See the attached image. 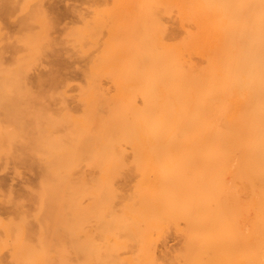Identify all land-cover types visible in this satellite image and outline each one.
I'll list each match as a JSON object with an SVG mask.
<instances>
[{"label":"bare ground","instance_id":"bare-ground-1","mask_svg":"<svg viewBox=\"0 0 264 264\" xmlns=\"http://www.w3.org/2000/svg\"><path fill=\"white\" fill-rule=\"evenodd\" d=\"M92 1L88 12L72 11L78 24L59 31L52 22L56 10L50 18L53 9L45 0L22 1L18 45L0 24V60L5 50L23 53L15 68L0 69L2 96L3 90H15L17 97L22 96L18 90H31L25 62L51 57L56 63L63 48L90 57L85 81L77 87L79 112L53 96L61 98L59 105L65 100L61 110L25 107V113L10 114V119L0 115V158L37 162L34 181L42 190H55L52 198L65 188H86L83 166L95 164L98 174L89 177L91 184L111 188L108 196L122 186L129 198L121 191L122 197L106 200V189V195L100 193L105 201L100 198L105 203L121 198L126 214L110 210V219L105 209L111 206L103 207L94 186L93 207L90 198L88 206L78 200L87 207L72 202L77 204L62 210L46 198L35 210L20 204L19 219L3 218L9 223L0 241L8 245L6 237H19L21 242L9 247L13 253L16 245L11 263L3 259L0 264H86L92 250L107 256L97 240L110 234L108 251L129 248L128 257L127 250L118 252L126 264H264V0ZM16 2L0 0V11H12ZM54 71L47 77L50 86L67 89L71 83ZM122 170L135 171V183L134 176L121 177ZM103 210L108 229L88 224L92 229L84 230V218L99 217ZM91 230L104 237L96 234V239ZM172 230L181 236L178 250L167 248Z\"/></svg>","mask_w":264,"mask_h":264},{"label":"rangeland","instance_id":"rangeland-1","mask_svg":"<svg viewBox=\"0 0 264 264\" xmlns=\"http://www.w3.org/2000/svg\"><path fill=\"white\" fill-rule=\"evenodd\" d=\"M16 1V0H15ZM22 1H24V0H17V2L16 3H12L11 5H10V7H11V10L12 11H9V12H7V13H5V14H3L1 11H0V24H1V28H2V30H4L5 32H4V34L6 35V36H10L11 38L9 39V41L11 42H15L16 43V45H18L17 44V40H15V37H16V35L18 34V32H20V27H21V25H20V20H22V18L21 17H24L23 16V12H19L20 10L18 9L19 7V4L22 2ZM91 1V2H90ZM112 2V1H111ZM92 3H93V1L92 0H45V3L44 4H46L45 6L48 8L49 7V11H51L52 9V11H53V13H52V11H51V13H52V15H50L49 14V16H50V18H53V19H55V15L58 17V18H56L55 19V21L53 20V19H51V20H53L52 22L56 25V26H59V27H56V28H58V30L56 29V28H54L53 30H55V33H53V35H58V33H57V31H59V30H62L63 29V26L65 27L66 25V27H68L69 25H72L73 26V24H78V20L76 21V17H75V15L74 14H72V11H73V13H74V10L77 8L78 9V7L80 8V9H82V10H84V12H85V10H86V12H88V6H90L89 4H91L92 5ZM13 5V6H12ZM14 5H16V6H14ZM16 7V8H15ZM18 7V8H17ZM52 7V8H51ZM76 7V8H75ZM14 8V9H13ZM75 8V9H74ZM13 10H15V11H13ZM56 10V11H55ZM71 10V11H70ZM54 11H55V13H54ZM59 12V14H62V15H57V13ZM19 12V13H18ZM2 13V14H1ZM21 13V14H20ZM9 14V15H8ZM16 14H17V16H16ZM53 14H55V15H53ZM15 17H14V16ZM174 16V18L173 19H175V14H173ZM61 16V17H60ZM12 17V18H11ZM63 17V18H62ZM75 17V18H74ZM170 16H166V19L168 20V18H169ZM59 18H61V19H59ZM171 20H173L172 19V16H171V18H170ZM168 20V21H170V22H172L171 20ZM177 19V18H176ZM176 19L173 21V22H175L176 21ZM59 20V22L61 23V24H59V22H57ZM61 20V21H60ZM56 22V23H55ZM3 23V24H2ZM58 23V24H57ZM59 28H61V29H59ZM57 30V31H56ZM13 32H14V34H13ZM6 33H8V34H6ZM57 33V34H56ZM0 42H1V40H0ZM6 42V41H5ZM3 44H4V41L2 42V44L0 43V47L1 46H3ZM6 44V43H5ZM66 49V48H65ZM64 48H63V52L61 51L60 53V57H57L58 58V60H57V62L55 63V62H53V61H50V59H51V57H46V58H44V59H42L41 61H37V62H35V63H27V62H25V67L29 70H25L26 72H27V75H26V72H25V78H27V81H28V83H31L30 84V88H31V90H29L28 92H26V94H25V92L24 91H26L24 88H22L23 90H18L19 92H22V94L21 93H19L18 92V94H20V95H22V96H19V97H17L18 95H17V92H15V90H10L11 91V93H9V91H8V93H7V91L6 90H3L2 91V93H6V95L4 94L3 96H2V94L0 93V96H1V98L2 97H4V98H2L3 100H1V98H0V101H3V102H5V103H3V102H1V104H3V105H5V106H3L2 105V107L0 106V115L2 116V115H4V116H2L3 117V119H5V116H8L9 117V115L10 114H12V116H16V115H21V113H25L27 110H32V111H40V112H44V113H46V111H47V113H49L50 112V109H52V108H57V109H60L61 110V106L63 107V105H64V101L66 102V105L72 110V111H80L81 109H80V106H79V101L77 100V95H78V89H77V87H78V85L79 84H81L82 82H84L85 81V77H84V74H83V71H84V73H85V70L87 69L86 67H87V65H88V60H89V55H87V56H85V55H79V54H77V53H75V51L73 50L72 51V49H66L65 50ZM22 53V51H20V52H17V55H15V54H12L11 52H9V51H7V50H5V52H3V57L1 58V60H0V64L2 65L1 67H0V69L2 68V67H5V69H7L9 66H11L10 68H12V65H13V68H15V65H16V61L18 60V59H20V57H22V56H20L19 54H21ZM23 54V53H22ZM21 54V55H22ZM79 55V56H78ZM85 56V57H84ZM16 57H17V59H16ZM86 57H88V58H86ZM61 58V59H60ZM6 59V60H5ZM88 59V60H87ZM22 61H23V59H22ZM25 61V60H24ZM40 62V63H39ZM28 65V66H27ZM17 66V65H16ZM51 69H53V70H55L54 71V73H55V76L59 79V80H65L66 82H68V83H71L70 84V86H68V88L67 89H65V90H63V87H58V88H60V89H58L57 87H55V88H57V89H55L54 87H52V86H50V83H49V79H47V77H48V74H49V72H50V70ZM48 71V72H47ZM46 72V73H45ZM47 75V76H46ZM40 76H42L43 77V81L41 82V83H39V82H37L38 81V77L40 78ZM30 79V80H29ZM45 79V80H44ZM71 81V82H70ZM45 84V85H44ZM60 85V84H59ZM77 85V86H76ZM60 86H62V84L60 85ZM73 87V88H72ZM37 88V89H36ZM54 88V89H53ZM51 89V90H50ZM72 89V90H71ZM16 90V91H17ZM76 90H77V92H76ZM14 91V92H13ZM64 91H65V93H64ZM68 93H67V92ZM1 92V91H0ZM47 92V93H46ZM51 93V94H50ZM31 94V95H30ZM56 94V95H55ZM67 94V95H66ZM33 95V96H32ZM35 95V96H34ZM37 96V97H36ZM50 96H51V98H50ZM53 96H55L56 98H58V97H62V98H65V100L63 101V105H59L58 104V102L61 100V98L60 99H56L55 97H53ZM9 97V98H8ZM14 97V98H13ZM27 97V98H26ZM30 97V98H29ZM34 97V98H33ZM11 98V99H10ZM32 98V99H31ZM53 98V99H52ZM55 98V99H54ZM18 99V100H17ZM43 99H44V101H43ZM73 100V101H72ZM25 101V102H24ZM30 101V102H29ZM39 101V102H38ZM53 102V103H52ZM61 102H62V100H61ZM7 103L9 104V105H7ZM76 103V104H75ZM0 104V105H1ZM10 104H14L13 105V107H14V112L15 113H17V114H15L14 112H13V107H12V105H10ZM15 104L16 105H18L17 107L15 106ZM21 105H23V106H21ZM30 105H32V107L30 106ZM33 105H36V106H33ZM58 105V106H57ZM21 106V107H20ZM59 106H60V108H59ZM8 108L9 107V109H6L7 111L9 110V113L7 114L6 113V110H4L5 108ZM26 107V109H24ZM30 107V108H29ZM33 107H36V109H34ZM39 107V108H38ZM4 108V109H3ZM21 108H23L24 110H26V111H23V109H21ZM29 108V109H28ZM32 108V109H31ZM79 108V109H78ZM16 109H17V111L18 110H20V112L18 111H16ZM48 110H49V112H48ZM22 111V112H21ZM53 111H56L55 109L53 110ZM12 112V113H11ZM51 112H52V110H51ZM20 113V114H19ZM6 114V115H5ZM15 114V115H14ZM12 116H10V117H12ZM10 117L8 118V119H10ZM7 118V117H6ZM13 118V117H12ZM31 122V120H28V122ZM29 122V123H30ZM32 123V122H31ZM33 124V123H32ZM31 125V124H30ZM3 158V157H2ZM2 158H0V161L1 160H3V161H1L0 162V216L2 217V218H0V225L3 227V226H5V229H3L2 227H0V233H2V232H4V231H6L7 232V229H6V225H4L6 222L7 223H9L8 221H6L5 222V220H6V218L7 219H9V220H12V218L13 217H15V216H17L18 217V215L19 214H17V208L19 209V207L20 206H23V208L25 207V208H28V209H34L35 210V207L36 206H38V203H40V205L42 204V200L40 201L39 199H43V198H46V199H49L50 201H48V204H50V203H52V204H50L51 206H53V205H60L61 206V204H62V206L60 207V206H56V207H54V208H57L56 210H58V209H67V208H71V207H73V205L75 206L77 203H75V204H73L74 202H78V200H80V199H83V201L82 200H80V201H82L83 202V204L85 203H87L88 201H89V198L91 199V201H92V199L94 198V196L95 197H97V199L99 200V198H100V196H101V198L103 199V197L106 195V193H105V191L107 190L108 192H107V196H108V193H110L109 191H111L110 189L108 190V188H104V187H101V188H97L96 189V187H95V185H92L93 183H92V181H90V179L91 178H95L97 175H95V173H97L98 174V168L97 167H95L94 165H93V167L91 168L90 166H88V167H86L87 166V164H88V162H86L87 164L86 165H84L83 167V169L87 172V175H88V183H86L85 185L87 186V184H88V186L85 188V187H83V188H81V187H75V189L73 190L72 188H65V189H63V188H61L62 190H65L64 191V194L62 195V193L61 192H59V194L61 193V195H56L55 196V198H52L53 196H54V194L56 193H54L53 194V192L55 191V190H53L52 188L50 189V188H48V190H46V188L44 189V190H46L47 192H43L44 190H42L43 188H40V184H38L36 181H34L35 180V178H36V176H35V172H34V170L36 169V166L35 165H37V164H35V163H37V162H33V160H32V162H29L30 160H28V162L27 161H25V162H15L13 159H10V160H4V159H2ZM6 158V157H5ZM8 159V158H7ZM25 163H27V164H25ZM25 164V165H24ZM88 165H90V164H88ZM31 166V167H30ZM92 166V165H91ZM177 166H178V164H177ZM35 167V168H34ZM91 168V169H90ZM19 169V170H18ZM34 169V170H33ZM85 172V173H86ZM122 172H123V170H122ZM121 171L119 172V173H121V175H123V176H121L120 174H118V175H120L121 177H123L124 178V176H126L127 175V177L129 178V179H131L130 177H132V176H134V178L132 177V180L134 179V180H136L135 179V171H131L129 174H127V173H122ZM125 172H127L126 170H125ZM137 173V172H136ZM94 174V175H93ZM133 174V175H132ZM89 175H93V176H89ZM131 175V176H130ZM136 176H137V174H136ZM89 177H91L90 179H89ZM138 177H139V175H138ZM134 180H133V182H134ZM31 182H33V184L30 186V185H28V183H31ZM36 182V183H35ZM130 182H131V180H130ZM132 182V183H133ZM92 183V184H91ZM135 183V182H134ZM96 184V183H95ZM38 187H37V186ZM93 186L95 187L94 189H96L97 191L96 192H98L99 193V195H96L95 193V190H93ZM120 186H121V184H120ZM126 185H124V187H125ZM32 187V188H31ZM90 187H92V188H90ZM122 187V186H121ZM121 187H119V192L117 193L120 197H122L123 195H128V193L126 192V191H122V196H121V191H120V188ZM128 187H130V184H129V186ZM24 188V189H23ZM81 188V189H80ZM61 189H56V191L57 190H61ZM68 189H69V191H68ZM87 189V190H86ZM99 189V190H98ZM101 189H102V191H101ZM106 189V190H105ZM126 189H128V188H126ZM131 189V188H130ZM38 190H42V191H38ZM91 190V191H90ZM93 190V191H92ZM124 190V189H123ZM28 191V192H27ZM50 191V192H49ZM104 191V192H103ZM128 191V190H127ZM12 192V193H11ZM30 192V193H29ZM63 192V191H62ZM90 192H95L94 193V196L92 197V195H93V193H91L90 194ZM103 192V193H102ZM34 193V194H33ZM50 193L51 194H53V196L52 195H50ZM89 193V194H88ZM104 194L105 193V195H101V194ZM123 193H125V194H123ZM12 195V198H11V196H9V195ZM117 194H112V196L113 195H115V196H117V198H119L118 197V195ZM91 195V196H90ZM43 196V197H42ZM59 196H61V197H63V201H62V203L61 204H59L58 202L60 201V197ZM98 196H99V198H98ZM110 196V197H109ZM108 197H106V198H104V199H106V200H108L109 198H112V196L111 195H109ZM92 197V198H91ZM9 198H11V200L9 199ZM50 198H52L53 200H51ZM100 198V199H101ZM127 198V197H126ZM126 198H124V201H125V204L128 202V200L126 199ZM128 198H129V195H128ZM28 199V200H27ZM54 199H55V201H54ZM59 199V200H58ZM64 199L66 200V202H64ZM70 200V202L71 203H69V201L68 200ZM101 199V201L103 202V207H109V205L111 206V208H108L109 209V211H108V209H105L106 210V212L105 213H108V215H109V217H110V219H111V216H110V214H109V212H110V210H111V212L112 211H114V210H118L120 213H121V210L123 209V207L122 206H124V205H122L121 207L119 206V201H121L120 199L118 200V199H116V197H114V199L112 200L113 202H114V200H117V201H115L114 203L111 201V202H104L103 200ZM126 199V200H125ZM95 200H96V198H95ZM94 200V201H95ZM37 201V202H36ZM40 201V202H39ZM58 201V202H57ZM67 201H68V204H66L67 203ZM78 202V204H77V206H79V204L81 205L82 204V202ZM94 201H92V204H90V207H93L95 204H96V202H94ZM97 201V200H96ZM25 202V203H24ZM73 202V203H72ZM123 202V201H122ZM89 203V202H88ZM124 203V202H123ZM21 204V205H20ZM65 204H66V206H65ZM69 204L71 205V207H68L69 206ZM82 204V206H85V205H83ZM113 204V205H112ZM122 203H120V205H121ZM20 205V206H19ZM35 205V206H34ZM63 205L65 206L64 208H63ZM87 205V204H86ZM17 206H19V207H17ZM88 206V205H87ZM87 206H85V207H87ZM115 206V207H114ZM67 207V208H66ZM113 207V208H112ZM117 207V208H116ZM22 208V207H21ZM37 208V207H36ZM113 209V210H112ZM119 209H121V210H119ZM15 210V211H14ZM105 210H103L102 212H103V215H99V217H97V216H90V218H92V219H90L89 217H85L84 218V220L81 222L82 224L81 225H83L84 226V224H87V225H85V228H84V230L86 229V231L88 230V231H90V228L92 227L91 225L93 224V226L95 225V224H99V225H95L96 226V228H98V226H100L101 224H102V226H100L101 228H104L105 226H109L108 225V223H110V220L108 219V217H107V220L109 221H107L108 223H103L104 221H106V216H108V215H106V214H104V211ZM118 211H115V212H117L118 214H119V212ZM124 210H122V213H124L123 212ZM16 212V213H15ZM110 212V213H111ZM102 214V213H101ZM125 214H126V212H125ZM104 215H106V216H104ZM121 214H119L118 216H120ZM124 215V214H123ZM123 215H121L122 217H123ZM17 217H15L14 219H19L20 218V216L17 218ZM125 217V216H124ZM121 218V219H124V220H126V218ZM3 218H5V220H3ZM95 218V219H94ZM105 218V219H104ZM88 219H90V223H89V221H88ZM104 219V220H103ZM95 220H97V221H95ZM103 220V221H102ZM99 221H101V223H99ZM123 221V220H122ZM3 224V225H2ZM88 224H91L90 225V228H86L87 226H89ZM106 224V225H105ZM80 225V226H81ZM29 227L30 226H32V224L31 225H28ZM99 227V228H100ZM107 227H105V228H107ZM94 228V227H93ZM98 228V229H99ZM105 228H104V230H105ZM92 229V228H91ZM108 229V228H107ZM3 230V231H2ZM82 230H83V228H82ZM97 230V229H96ZM110 230V229H109ZM85 231V232H86ZM87 231V232H88ZM94 232V230H91V233L93 234V232ZM173 232H170V234H169V237H168V240H167V248L170 250V249H172V250H178V248L180 247L179 245L181 244V239H180V237L178 236V233L177 232H175L174 230H172ZM97 231H95V233L93 234V236H96V234L97 235H99L100 234V236H99V240H101L103 237H104V235L103 236H101L102 234L101 233H96ZM101 232V231H100ZM111 232V231H110ZM83 233H84V231H83ZM89 233V232H88ZM106 233H108V232H106ZM106 233H105V236H106ZM4 235H0V237L2 236V238H5L4 236H5V234L6 233H3ZM91 234V235H92ZM104 234V233H103ZM121 234V233H120ZM119 235V234H118ZM110 236V237H109ZM109 236H106V237H104V239H107V237H109L108 239H107V241H106V243H105V241H104V239H103V241L101 240V242H98V240H97V243H103L102 245V247H101V250L102 251H104V252H107L106 253V255L107 256H110V257H112V258H110V257H107V256H105V253H103V252H100V256H99V253L97 254H95L94 252H96L95 250L92 252L91 251V253H89V255L91 256H94L93 257V259L94 258H97V256H98V259H96V260H98L97 261V263L98 264H103V263H101V262H104L105 264H111L112 263V261H114V264L116 263V264H118L119 262V260H120V262L122 263V264H126L127 263V260L126 261H122L123 259H125L124 257H122L121 256V254H120V256H119V254H118V252H120V253H123L122 251H124V254H125V251L127 250L126 249V246H124V248H125V250L122 248V247H119V248H117L116 246V248H113V249H111L110 251L113 253H115V254H117L116 255V257H115V255L114 254H112L111 255V252L110 251H108L109 249H108V246H109V240H111V241H113L111 238H112V235L110 234ZM114 236V235H113ZM7 238V241L9 240V242H7V244L8 245H5V243H6V241H4V240H1L0 241V262L1 263H4V261H3V259L5 260V259H8L9 260V262L11 263V261H10V256H12V257H14L15 256V250H16V245H18L19 244V242H21V241H19L18 239H19V237L17 238H13V237H10V238H8V237H6ZM28 238V237H27ZM1 239V238H0ZM23 239V238H22ZM21 238H20V240H22ZM96 239H98V237L96 236ZM124 240L125 238H124V235H122V236H119V240ZM6 240V239H5ZM11 240H16V241H11ZM122 240V241H123ZM26 241H28V243H30V242H32L31 241V239L30 240H27L26 239ZM110 241V242H111ZM125 241V240H124ZM124 241L123 242H121V243H124ZM18 242V243H17ZM4 243V246L2 245ZM13 243H15L14 244V251H12L13 253H14V255H12L13 253H11V251L9 252V250H10V246H12L11 244H13ZM105 243V244H104ZM10 244V245H9ZM2 245V246H1ZM106 246V248H104L105 246ZM120 245H122V244H120ZM120 245H118V246H120ZM126 245V244H125ZM7 247V248H6ZM10 247V248H9ZM5 248V249H4ZM9 248V249H8ZM109 248H110V246H109ZM7 249V250H6ZM11 249V250H12ZM104 249V250H103ZM117 249H118V251H117ZM119 249H121L120 251H119ZM123 249V250H122ZM164 248L162 247V246H159V253L161 254V252H162V250H163ZM100 250V251H101ZM117 251V252H116ZM129 251V248H128V250H127V252ZM161 251V252H160ZM11 255H10V254ZM4 254V255H3ZM123 255V254H122ZM128 255H129V252L127 253V254H125L124 256L126 257H128ZM96 256V257H95ZM106 258H110V259H112V261L110 260V261H107L108 259H105V257ZM9 257V258H8ZM11 257V258H12ZM104 259H103V258ZM113 257H114V260H113ZM15 258V257H14ZM13 259V258H12ZM90 259H92V258H89V261L88 262H86V264H88L89 262H91L90 261ZM92 259V261L94 262L95 260H93ZM100 259H102V260H100ZM127 259V258H126ZM8 262V261H7ZM8 262V263H9ZM93 262H91V264L93 263ZM96 262V261H95ZM109 262H111V263H109ZM25 264V263H24ZM90 264V263H89ZM94 264V263H93ZM120 264V263H119Z\"/></svg>","mask_w":264,"mask_h":264}]
</instances>
